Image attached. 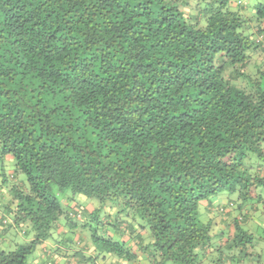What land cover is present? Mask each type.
I'll return each mask as SVG.
<instances>
[{
    "label": "trees",
    "instance_id": "obj_1",
    "mask_svg": "<svg viewBox=\"0 0 264 264\" xmlns=\"http://www.w3.org/2000/svg\"><path fill=\"white\" fill-rule=\"evenodd\" d=\"M262 205L264 0H0V264H264Z\"/></svg>",
    "mask_w": 264,
    "mask_h": 264
},
{
    "label": "rangeland",
    "instance_id": "obj_2",
    "mask_svg": "<svg viewBox=\"0 0 264 264\" xmlns=\"http://www.w3.org/2000/svg\"><path fill=\"white\" fill-rule=\"evenodd\" d=\"M243 2L248 6V7H250L251 8V10L253 11V8L257 5V3L258 2H263V0H243ZM6 172H7V174H9V175H11L12 173H13V167H7V169H6ZM224 200H226V199H224ZM83 202H88V201H83ZM93 247V246H92ZM91 250H92V248H91ZM50 252H51V255L50 256H48V255H45V254H43L42 256H41V258H38V259H35V258H33L32 259V257L35 255V254H37V252H38V248L35 250V252L32 254V256H31V259H29V261H30V264H45L46 262H47V260H50V262H52L53 264H63L62 262H63V260H61L60 258H59V256H58V254L56 253L57 251H55V249H53V248H51L50 247V250H49ZM39 253V252H38ZM93 260H94V258H93ZM93 260L92 259H88L87 260V262H85V263H83V264H92V262H93ZM97 261H99V264H115V262L113 261V260H109V259H107L105 262H101L98 258H97ZM139 260H138V262H136V263H134L133 261H127V262H121V263H119V264H139ZM117 264V263H116ZM151 264V263H150ZM236 264V263H235Z\"/></svg>",
    "mask_w": 264,
    "mask_h": 264
},
{
    "label": "clouds",
    "instance_id": "obj_3",
    "mask_svg": "<svg viewBox=\"0 0 264 264\" xmlns=\"http://www.w3.org/2000/svg\"><path fill=\"white\" fill-rule=\"evenodd\" d=\"M261 211H264V205L261 206ZM255 215H256V217L259 218L260 221H264V217H261L260 212H257ZM8 223H9V224L12 223V218H11V217L8 218ZM22 229H27L29 232L32 231V229H31V225H28V224H21L19 228H16V226L13 225V231H10V232H9V236H10V237L13 236V233L15 232V233H19V235L16 236V239H17L19 242H21V243H26V242L30 241V240L33 238V236H32V235H29L28 237H24V236H23V233H22V231H21ZM117 238H118V237H117ZM4 247H5V248H9V245L6 244ZM37 254H39V253L37 252ZM30 259H31V257H30ZM245 264H247V262H245Z\"/></svg>",
    "mask_w": 264,
    "mask_h": 264
}]
</instances>
